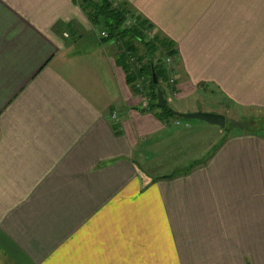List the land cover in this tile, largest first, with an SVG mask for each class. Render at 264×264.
Masks as SVG:
<instances>
[{"label":"crops","instance_id":"0c3cea01","mask_svg":"<svg viewBox=\"0 0 264 264\" xmlns=\"http://www.w3.org/2000/svg\"><path fill=\"white\" fill-rule=\"evenodd\" d=\"M106 1L172 47L174 112L264 111V0ZM98 2L0 0V263L264 264V136L144 109Z\"/></svg>","mask_w":264,"mask_h":264},{"label":"trees","instance_id":"16d2710c","mask_svg":"<svg viewBox=\"0 0 264 264\" xmlns=\"http://www.w3.org/2000/svg\"><path fill=\"white\" fill-rule=\"evenodd\" d=\"M86 0H84L85 3ZM86 8L89 10V16L91 20L93 21V24L100 27L102 26L105 30L108 32V38H105L103 40L110 41L114 39H120L126 41V48L127 51H133V53L136 54L137 49L135 46V41H140L141 45H143L146 48L147 53H149L150 56H152L151 60H148L145 64H143L142 68L138 71V75H149L150 76V82L149 84V96L151 99V103L147 108L149 109H158L163 114H166V116H170L173 118L180 119L174 115L173 110L167 106L164 109H160L158 106V93L157 90H163L160 87L161 81L167 82L168 74L167 69L165 65L162 63L161 60H155L156 53L159 52L161 49L164 54L166 55H174V51L172 50V47L170 44L164 43V42H158L155 39H152V41H146L144 39V33L149 28L144 24V22H138L136 26H133L131 28H124L126 23V12L124 10H121V8H114L108 1L106 0H100L98 3H91ZM129 76L131 79L129 82L131 83L132 87H135L136 85V75L130 73V69L128 71ZM153 73H155L158 84H154L153 81ZM152 77V78H151ZM136 88V87H135ZM137 90V89H135ZM138 91V90H137ZM156 102L155 104L152 103V101ZM146 108V109H147Z\"/></svg>","mask_w":264,"mask_h":264},{"label":"rangeland","instance_id":"374dc122","mask_svg":"<svg viewBox=\"0 0 264 264\" xmlns=\"http://www.w3.org/2000/svg\"><path fill=\"white\" fill-rule=\"evenodd\" d=\"M95 26L96 25L93 24V28L95 30L92 32L93 34H97V30L99 28L102 29V27L97 28ZM116 41L124 43V44L126 42V41L120 40V39H116ZM148 41H152V39L149 38ZM139 47L142 49V52H138L136 57L133 58L134 60L132 61V63H129L133 67L130 70V73H132L133 75L134 74L136 75V77H137L136 78V84H140L141 83L140 80L145 78V80L142 82V89H143L144 93H147L146 91H148V89H149L148 82H150V76L148 74L147 75H140V74L138 75V73H139L138 71L142 68L143 64H145L148 60L152 59L151 58L152 56H150L149 53H147L146 48L143 45L138 43V48ZM165 56L166 55L164 54V52L162 50L161 51L159 50V52L156 53L155 60H158V61L161 60L162 63H164ZM173 57H174V55H173ZM175 66H176V62H175ZM167 78H168V76H167ZM177 80H178V76H177ZM165 86H171L169 84L168 80H167V82L161 81L160 87L163 91L166 90ZM157 93H158V90H157ZM193 100H196L197 105H198V102H199L198 98L193 97L191 99L181 100L180 102L177 101L175 103H172V104H170V107L179 111L180 108H187L188 105H193V103L195 102ZM152 103L155 104L156 102H154V100H153ZM207 104L213 105V102L210 101L209 103L207 102ZM203 108H207V106H205ZM218 110L221 113V115L225 116V118H226V126L224 129H222L223 133H224L223 138H226L229 135L238 134V133H247V134L257 133V134H262L264 136V111L263 110L244 109V108L236 107L232 104L218 106ZM178 113L189 114L191 112H188V113L178 112ZM206 113L218 114L214 110H211V112H206ZM179 120L183 124H186V122H199L196 120H184V119H179ZM200 123H202V122H200ZM187 139H190V138H187ZM208 140H209L208 137H205L204 135H201V134L198 135L197 142L202 143V142H204V141L206 142ZM151 154H152V152L149 153L148 155H151ZM197 160H201V158H197ZM197 160L195 159L191 163L183 166V168H181V170L186 171V169H188L189 167H193L196 164Z\"/></svg>","mask_w":264,"mask_h":264},{"label":"built area","instance_id":"2783aa9c","mask_svg":"<svg viewBox=\"0 0 264 264\" xmlns=\"http://www.w3.org/2000/svg\"><path fill=\"white\" fill-rule=\"evenodd\" d=\"M116 5H117V4H116ZM137 24H138V22H137L136 19H134L133 14H132L130 11L126 12V23H125L124 28H131V27H133V26H136ZM95 27L99 28L98 26H95ZM97 32H98L99 36H100L102 39L108 38V32H107V31L102 30V29L99 28V29L97 30ZM148 35L150 36L151 39H154V37H152L151 32H148ZM64 37H68V35H67V34H64ZM133 60H134L133 57H130L129 63H132ZM175 62H176V61H175V58H174L173 56H171V55H167V54H166V56H165V58H164V63H165V64H164V63H163V64L165 65V67H166V69H167L168 82H169V84H170L172 87H174V86L176 85V83H177V71H176ZM144 80H145V78L142 79V80H140V81H141L140 84H136V85H135L136 89H137L140 93L143 92V89H142V82H143ZM148 106H149V99L146 98V99L143 101L142 107H143L144 109H146Z\"/></svg>","mask_w":264,"mask_h":264},{"label":"water","instance_id":"95a60500","mask_svg":"<svg viewBox=\"0 0 264 264\" xmlns=\"http://www.w3.org/2000/svg\"><path fill=\"white\" fill-rule=\"evenodd\" d=\"M153 81H154V84H158V80H157L155 73H153ZM158 106L160 109H164L168 106V101L165 99L164 94L161 90L158 91ZM174 115L184 120L202 121L209 125L217 126L221 129H224L226 126V118L225 116L221 114H212V113H206V112L181 114L178 112H174Z\"/></svg>","mask_w":264,"mask_h":264}]
</instances>
